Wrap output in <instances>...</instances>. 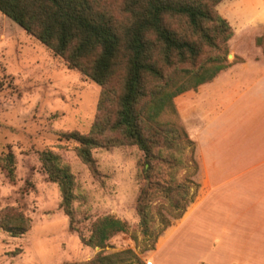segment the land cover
I'll return each instance as SVG.
<instances>
[{
    "label": "rangeland",
    "instance_id": "374dc122",
    "mask_svg": "<svg viewBox=\"0 0 264 264\" xmlns=\"http://www.w3.org/2000/svg\"><path fill=\"white\" fill-rule=\"evenodd\" d=\"M215 10L233 32L228 42L229 67L210 83L173 100L179 120L194 144L197 169L194 171L189 162L177 176L179 181L190 182L181 218L175 220L180 211L155 203V225L146 238L138 234L134 212L141 152L136 147L93 150L99 172L95 179L75 156V144L61 138V134L70 132L88 133L97 113L101 88L70 70L64 61L0 13V156L11 154L15 164L13 183L0 168V210L18 207L32 221L30 231L19 238L0 231V264L87 262L101 250L83 245L79 236L88 238L91 223L107 215L126 222L137 240L133 241L129 234H117L102 250L105 255L130 249L145 264H220L219 255L223 252L214 241V226L223 219V213L229 212L230 178L222 177V183L211 190L201 176L198 140L203 124L198 99L214 95L212 91L218 89L215 80L229 73L231 64L257 58L254 46L264 34V0H223ZM256 47L264 52V43ZM225 77L222 104L229 101L231 88L230 76ZM222 107L210 105L204 111L207 118H217L215 122L225 124L223 145L229 156V105ZM46 150L58 155L76 180L72 230L59 208L58 187L47 179L39 163L38 153ZM219 168L225 171L228 165ZM159 212L170 223L161 235H157L163 227Z\"/></svg>",
    "mask_w": 264,
    "mask_h": 264
},
{
    "label": "trees",
    "instance_id": "16d2710c",
    "mask_svg": "<svg viewBox=\"0 0 264 264\" xmlns=\"http://www.w3.org/2000/svg\"><path fill=\"white\" fill-rule=\"evenodd\" d=\"M223 0H0V13L101 88L95 119L86 134H61L74 143V154L97 179L92 156L96 149L136 147L142 154L136 178L140 187L134 205L137 231L150 236L158 206L180 211L190 185L179 181L187 168L196 171L193 142L188 138L173 100L210 83L229 67L228 42L233 32L215 10ZM264 43V34L255 40ZM47 179L57 185L59 208L72 230L76 180L61 158L38 153ZM189 163V164H190ZM14 158L0 156L7 180L15 181ZM195 173V172H194ZM155 203H159L158 206ZM164 233L170 223L158 213ZM32 221L18 207L0 210V231L12 238L28 233ZM117 234L130 232L112 216L95 219L80 242L101 250L93 259L70 264H145L130 249L105 255ZM153 250V248H151Z\"/></svg>",
    "mask_w": 264,
    "mask_h": 264
},
{
    "label": "crops",
    "instance_id": "0c3cea01",
    "mask_svg": "<svg viewBox=\"0 0 264 264\" xmlns=\"http://www.w3.org/2000/svg\"><path fill=\"white\" fill-rule=\"evenodd\" d=\"M254 47L257 58L231 64L229 73L215 80L214 95L198 99L203 124L198 140L201 176L211 190L222 183V177L230 178L229 212L214 226V241L223 252L220 264H264V52ZM227 75L229 101L222 104L226 94L222 80ZM210 105H229V156L223 145L225 124L207 118L204 111ZM226 165L228 170L219 168Z\"/></svg>",
    "mask_w": 264,
    "mask_h": 264
},
{
    "label": "water",
    "instance_id": "95a60500",
    "mask_svg": "<svg viewBox=\"0 0 264 264\" xmlns=\"http://www.w3.org/2000/svg\"><path fill=\"white\" fill-rule=\"evenodd\" d=\"M227 58L230 59L231 58V55H228Z\"/></svg>",
    "mask_w": 264,
    "mask_h": 264
}]
</instances>
